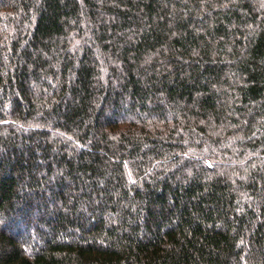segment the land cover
Masks as SVG:
<instances>
[{"label":"trees","instance_id":"1","mask_svg":"<svg viewBox=\"0 0 264 264\" xmlns=\"http://www.w3.org/2000/svg\"><path fill=\"white\" fill-rule=\"evenodd\" d=\"M0 264H264V0H0Z\"/></svg>","mask_w":264,"mask_h":264}]
</instances>
